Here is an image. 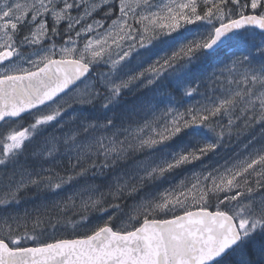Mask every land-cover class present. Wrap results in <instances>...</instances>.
I'll return each mask as SVG.
<instances>
[{
  "label": "snow or ice",
  "instance_id": "snow-or-ice-1",
  "mask_svg": "<svg viewBox=\"0 0 264 264\" xmlns=\"http://www.w3.org/2000/svg\"><path fill=\"white\" fill-rule=\"evenodd\" d=\"M0 264H264V0H0Z\"/></svg>",
  "mask_w": 264,
  "mask_h": 264
},
{
  "label": "rangeland",
  "instance_id": "rangeland-1",
  "mask_svg": "<svg viewBox=\"0 0 264 264\" xmlns=\"http://www.w3.org/2000/svg\"><path fill=\"white\" fill-rule=\"evenodd\" d=\"M221 155H227V153H222ZM71 230V226H69L66 230H62L61 232L57 233V235H64L66 236L67 233H69V231Z\"/></svg>",
  "mask_w": 264,
  "mask_h": 264
},
{
  "label": "trees",
  "instance_id": "trees-1",
  "mask_svg": "<svg viewBox=\"0 0 264 264\" xmlns=\"http://www.w3.org/2000/svg\"><path fill=\"white\" fill-rule=\"evenodd\" d=\"M72 232V229L69 231V233H67L66 237L71 238V236L69 235Z\"/></svg>",
  "mask_w": 264,
  "mask_h": 264
}]
</instances>
